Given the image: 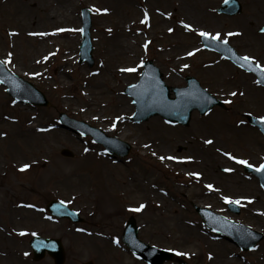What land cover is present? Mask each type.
Segmentation results:
<instances>
[{
  "label": "rangeland",
  "instance_id": "374dc122",
  "mask_svg": "<svg viewBox=\"0 0 264 264\" xmlns=\"http://www.w3.org/2000/svg\"><path fill=\"white\" fill-rule=\"evenodd\" d=\"M131 1L136 8L142 7V0ZM222 1L219 0L213 8L212 16L216 23L215 26L203 18L198 20L190 17L189 14L179 16L192 28L181 39L183 43L188 44L187 50L184 49L182 53H187L186 51L192 49L195 51L192 55L176 60L175 55L163 54L160 51V45L164 46L172 40L166 33L168 27L174 26V22L169 20L164 26L161 24L152 26L148 35L145 34L142 37L141 43L135 44L137 53L129 58L128 64L136 71L124 76L112 71L107 74L100 72V64L104 58L102 54L104 40L96 33L99 27L93 13V8H99L94 7L93 0H82L81 5L75 9L76 21L72 25L77 28L76 25L80 24L81 8L87 7L91 11L90 36L93 46V65L89 67L86 62H78L81 37L77 28L69 36L71 41L74 39L75 42L69 44L64 38L54 37L52 38L53 45L49 46L47 51L51 55L46 56L47 59L43 54L34 58L43 63L30 69L21 66L18 69L21 76L45 94L49 100L48 106L33 107L15 103L0 86V131L5 133L10 129H21L29 124L43 123L61 130L66 136L62 139L57 136H47L46 145L43 148L48 153L49 158L46 157L48 161L43 164L35 154L34 159L36 160L30 161L33 165L24 171L18 170V172L15 166L19 164L9 159L5 149L10 136H5V138L0 136V157L3 159L0 173L10 164L7 172L14 184L5 191L0 190V224L4 227L6 237L12 241L10 246L17 249L16 253L22 264H53L52 259L47 256L38 262L32 260L28 240L34 234L61 238L66 255L64 264H85L88 260L92 261V264H145L138 261L120 241L125 223L129 218L134 219L138 227V236L144 242L171 249L191 264H212L210 259L212 249L201 247L200 236H206L209 243L213 241L210 232L206 230L200 217L194 211L193 205L199 203L226 214L229 212L228 203L222 197L212 193L217 191V186L209 190L201 183L192 182L183 173H177L180 168L184 172L191 168L184 165L187 163L185 159L192 157L202 160L200 157L202 154L193 150L194 146L191 144L193 139L195 142H199L200 139L212 140L219 149L213 154L224 156L219 167L223 170L232 169L233 174L241 177L240 188L233 187L226 192L224 187L222 188V193L229 194L230 199L240 200L241 211L238 215L231 213L232 217L264 233V191L260 188L256 177L243 171V164L231 159L234 156L237 159L247 160L253 166L258 165L264 159V137L245 119L246 113L264 116V88L255 81L253 75L238 69L229 61L222 59L220 55L205 50L199 35L200 31L213 35L219 32L220 40H227L239 54L248 56L264 66V33H259L257 30L264 24V6L253 9L249 0H238L242 7L241 12L228 16L216 11ZM57 10L61 12L59 6L54 4L50 12ZM37 17L39 18L38 26L46 29L47 25L44 26L39 14ZM155 18L153 13L138 12L131 18L134 20L131 26L144 29L154 24ZM4 20L5 18L0 13V37L7 35ZM239 28H245V33L237 39L235 32ZM228 33L234 35L228 36ZM16 41L23 44L22 47L15 49L16 53L23 55L30 50L23 41ZM70 47H73L75 52L73 61L66 64L70 73L65 76V82L63 83L56 76L50 78L55 67L63 63L61 51ZM11 51L14 53V50ZM11 51L8 47L7 49L0 48V59L9 61L5 64L16 71ZM146 60L153 61L159 67L162 78L169 88L185 86V77L193 76L211 95L224 101V107H213L205 114L193 111L189 123L185 126L176 123L169 124L158 115L146 121L134 123L130 120L134 105L132 99L124 93V88L137 81L143 70L142 63ZM174 62L178 63L176 67L179 66V71H173ZM221 63L223 67L224 63L226 64L223 72L226 75L224 80L213 69ZM79 65L83 67L81 70L85 72V75L78 76L76 69ZM185 65L188 67H184ZM88 75L89 78L85 81ZM92 76L100 78L102 92L92 96L83 95L82 89ZM233 92L237 94L231 95ZM118 95L127 101L128 111L125 109V112H114L112 105ZM84 96H90L95 104L101 103L103 107L86 108L81 101ZM59 112H65L89 125L104 129L111 136L119 137L121 131L124 130L128 134L122 139L132 146L131 151L120 162L118 158H108L102 154L104 149L89 137H78L73 132L59 127L57 120ZM116 115L124 116V119L115 121L119 118ZM153 118H158L167 126H175V130L165 128L162 130L157 145L161 146L162 151L167 155L180 158V163L174 161L175 159L163 161L151 155V152L142 155V148H139V143L143 141L141 131H143V126ZM236 122H239L240 126H236ZM114 125H116L115 129ZM236 129L245 138L241 143L235 140ZM248 139L251 142H248ZM62 148L70 150L73 156L60 155ZM226 157L231 161L228 162ZM34 161H37V164L33 163ZM102 164L121 176L131 172L136 173L140 178L139 184L126 187L122 192L115 190V187L108 188L101 177ZM189 164L193 165L194 162ZM219 167H215V172L212 171L208 178L209 183H214L217 176H223L222 182L228 181ZM79 172H84L86 177L90 176L94 183L89 185L88 183H76L75 179L65 178L66 175H75ZM139 186L145 189V193L139 191ZM240 195L244 200L239 197ZM54 198L63 200L69 207L75 209L84 218V222L73 224L64 219L50 217L45 210V204ZM158 204L167 206L168 214L163 213L162 218L159 217ZM141 205L144 207L136 211L135 209L140 208ZM12 207L16 209L15 213L18 217L16 223L4 220ZM251 209L257 211L258 215H252ZM219 240L230 247L229 251L232 254L235 252L240 254V256L234 254L231 257L233 264H264V239L248 252L240 251L227 239L219 238ZM0 264L16 263L8 260L5 263L1 261ZM166 264L177 263L167 262Z\"/></svg>",
  "mask_w": 264,
  "mask_h": 264
},
{
  "label": "bare ground",
  "instance_id": "6f19581e",
  "mask_svg": "<svg viewBox=\"0 0 264 264\" xmlns=\"http://www.w3.org/2000/svg\"><path fill=\"white\" fill-rule=\"evenodd\" d=\"M80 1L82 0H0V12L5 15L7 25L13 29L8 38L0 37V48L8 47L9 50H14V59L12 58V61H14V65L17 69H20V66L28 69L31 67H37L39 62L38 60L35 61L36 59L34 58L39 56V54H43L44 56L47 53L48 47L53 45L52 38H64L65 40H68L69 44L70 42H75L74 39L71 41L69 36H71V31L75 27H73L72 24L76 21L75 9L81 5ZM93 1L94 5L100 9V11H97V9L94 8L96 24L100 30L96 33L98 36H102L104 40L102 45V54L104 55V58L102 59L103 62L100 64V72L102 74H107V72L112 71L113 73H120L126 76L132 72L123 71V69H132L128 64L130 62L129 58L132 57L133 54L135 56L137 53L135 44H139L142 40L141 35H139L140 33L145 35L147 31H150L152 26H157L158 24L164 26L169 20L173 21L174 26L172 28L170 27L172 31L167 33L168 37H171L172 40H170L168 44L166 43L164 46L159 47V49L163 54L170 53L171 55H175L176 60H181L186 56L185 52L182 53L183 50H187L186 47H188V44L183 43L181 39L183 35L186 34V32L191 31L192 28H185L184 25L187 23L184 21L181 23L182 20L179 16L182 14H189L190 17H194L198 20L203 18L211 23L212 26H215L216 23L212 14L213 8L219 0H142V8H136L131 0ZM249 1L253 9H258L260 6H264V0ZM54 4L59 6L61 12L58 10L50 12ZM105 9H107V11H104ZM143 11L155 14L156 20L154 24L148 25L147 29L139 32L136 28L131 26L134 22L131 18L136 16L138 12L141 13ZM38 14L44 22V26L47 25L46 29H41V27L38 26ZM108 21L112 23H109ZM76 26L79 27L80 24ZM243 33H245V28H239V30L237 29L235 32V37L240 39L242 35H244ZM53 35L54 37H52ZM16 40L23 41L26 44L25 46L30 50L23 55L16 53L15 49L23 46V44ZM186 52L191 53L192 50L189 49ZM73 57V47L64 49L61 52V60L63 63L55 67V71L51 77L55 78L54 76H56L64 83L65 76L70 73L66 64L73 61ZM177 64V62L173 63L172 69L174 72L180 70L179 66L176 67ZM219 65L214 66L213 69H215L216 73L221 75L222 80H224L226 75H224L223 72L226 64L224 63V67L222 63ZM82 68L81 65L77 66L76 72L78 76L85 75V72L81 70ZM239 86L242 88L241 85ZM101 89L102 84L100 83V78L92 76L90 81L86 82L83 87L82 93L83 95L92 96L102 92ZM81 101L88 109L103 107L101 103L95 104L90 96H84ZM112 106L115 113L125 112V109L127 111L129 110L127 101L119 95ZM164 128L175 130V127H164L161 121L157 118L151 119L143 126V131H141L143 141L139 143V148H142L143 150L142 155L152 152V154L159 158L161 156L172 157L164 153L162 147L157 145V141ZM0 133L10 136L5 148L7 155L10 160H15V164L18 163L20 165L28 164L34 159L35 154L36 158H39L42 162L45 161L46 157H48V153L43 147L46 145L47 136H57L60 139L66 137L61 130L43 123L30 124L21 129H10L5 133L4 131H0ZM127 134V132L122 130L120 137L123 138ZM243 139L245 138H243L239 130L236 129L235 140L241 143ZM208 140L210 139H200L199 142L191 143L194 146L193 150L202 154V156H200L202 160L197 159V162H194L193 165L186 163V166H190L191 168H188L185 172L181 170V168L177 170L178 174L183 173L187 177L194 178L195 181L198 179L199 182L206 187L210 184L208 178L212 171L215 172V167H219L223 161L221 154H218V156L213 154L215 151L218 152V146L214 144V142L210 144L205 143V141ZM248 142L251 141L248 139ZM36 158L34 160H36ZM169 160L171 161L172 159ZM175 160H177V163L180 161L178 158H175ZM2 167L3 159L0 157V170ZM193 173L197 175H193ZM224 176L228 179L227 182L221 181L223 180V176H217L215 182L211 184L217 186V191L214 195L218 197L224 194L222 193L223 187L226 192V190H231L233 187L240 188L242 185V179L240 176L233 173ZM101 177L108 188L113 189L112 187H115V190L120 192L126 187L139 184L140 179L134 172L127 173L123 176L116 174L110 167H107L104 164L101 165ZM65 178H70L72 180L75 179L76 183H88V185L94 183V181H91L90 176L86 177L84 172H79L75 175L69 174L66 175ZM13 185L11 178L6 176L4 182L0 184V190L5 191ZM139 191L145 193V189L140 186ZM224 195L226 196L227 194L225 193ZM166 209L167 206L158 204L160 218L163 217V213L164 215L168 214ZM15 210L16 209L12 207L7 213L4 218L6 222H17L18 217ZM250 213L254 216L257 215L255 210H250ZM3 228L4 227L0 224V262L2 261L5 263V261L9 260L14 261L16 264H22L16 253L17 249L10 246L12 241L6 237ZM200 245L202 248L210 247L212 249V264H233L231 252L229 251L230 247L220 240H214L212 243H209V239L206 236H200Z\"/></svg>",
  "mask_w": 264,
  "mask_h": 264
},
{
  "label": "snow or ice",
  "instance_id": "6c2138e0",
  "mask_svg": "<svg viewBox=\"0 0 264 264\" xmlns=\"http://www.w3.org/2000/svg\"><path fill=\"white\" fill-rule=\"evenodd\" d=\"M228 2H229V0H225V3H228ZM97 11H100V9H97ZM104 11H107V9H105ZM181 23H183V21H181ZM184 27L187 28V29H190L191 28V25L185 24ZM78 31L83 32L84 29L81 28V29H78ZM169 31H172V29L170 28ZM261 31H264V29H261ZM199 35L201 37H203L205 40H209L210 39L212 41H217V40H220L221 39V34L219 32L216 33L215 35H213V34H211L209 32H206V31H200L199 32ZM227 35L228 36H231V35H234V34L233 33H228ZM223 43L225 45H227L228 41L227 40H224ZM192 54L193 53H188V55H192ZM45 59H47V57H45ZM237 60L241 62L240 63V66L241 67H247L251 71L260 72L261 75L264 76V69L261 68V66L259 65L258 62L256 63V66L253 68V66H252V58H250L248 56H243V57H237ZM7 62H9V61H0V64H4V63H7ZM184 67H188V65H185ZM123 71L134 72V71H136V69H134V68L133 69H123ZM261 82H264V81H261ZM236 94L237 93H235V92L231 93V95H233V96H235ZM262 119H264V118H262ZM205 143H209L210 144V143H212V141L211 140H208V141H205ZM225 155H229V154L228 153H225ZM160 159L161 160H164V159H175V157H163V156H161ZM231 159L236 160L237 163L246 165L249 168H253L254 167L252 164H249L247 160L237 159L234 156H232ZM29 167H30V165L24 164V165L21 166V169L20 170L21 171H24V170H26ZM225 171H232V169H225ZM255 171H257V172L264 171V163L260 164L259 167L255 168ZM193 175H197V174L193 173ZM207 187L209 189H212L213 188V185L209 184V185H207ZM224 200L227 203H236V204H239L240 203V200H232L229 197H224ZM143 207H144V205H141L140 208L135 209V210L136 211H139ZM21 234H23V233H21Z\"/></svg>",
  "mask_w": 264,
  "mask_h": 264
},
{
  "label": "water",
  "instance_id": "95a60500",
  "mask_svg": "<svg viewBox=\"0 0 264 264\" xmlns=\"http://www.w3.org/2000/svg\"><path fill=\"white\" fill-rule=\"evenodd\" d=\"M225 10H227L229 12H235L236 10H238V8L234 9V7H229V8H226ZM203 109H201V110H203ZM253 121H255V120H253ZM32 245L34 247L33 248L34 249V256L36 259L43 256V254H44L43 251L45 249H47L49 251V253L54 256L56 264H61V262L63 260V254H62V249H61V246H60V243L58 240L52 241V240L40 239L39 237H36L33 239ZM149 254H153V253L149 252L147 249H144L143 251L140 252V255L142 257L147 256ZM167 255L170 256L169 254H166V253L156 254L151 258V262L153 264H161V261L164 258H167L166 257ZM181 264H184V263H181Z\"/></svg>",
  "mask_w": 264,
  "mask_h": 264
}]
</instances>
